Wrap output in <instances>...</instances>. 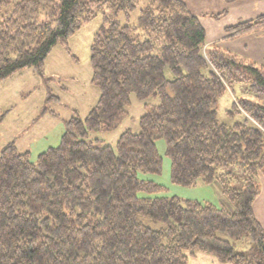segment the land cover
<instances>
[{
  "label": "trees",
  "instance_id": "1",
  "mask_svg": "<svg viewBox=\"0 0 264 264\" xmlns=\"http://www.w3.org/2000/svg\"><path fill=\"white\" fill-rule=\"evenodd\" d=\"M139 4L0 0V80L26 67L42 72L55 45H66L98 12L105 21L91 44L101 92L87 117L67 120L60 144L37 161L14 142L0 151V264H189L197 252L264 264V228L253 207L264 177V65L220 42L208 46L201 18L183 0H146L137 23L122 24L120 13L129 21ZM228 11L209 16L220 20ZM224 31L227 41L260 33L264 13ZM240 82L256 99L236 98L230 113L245 120L222 123L218 101ZM132 93L160 103L146 105L140 132L99 146L91 132L115 129ZM159 139L174 183L217 181L226 199L141 196L164 189L139 176L161 172ZM232 239L248 240L249 249L239 251Z\"/></svg>",
  "mask_w": 264,
  "mask_h": 264
},
{
  "label": "rangeland",
  "instance_id": "2",
  "mask_svg": "<svg viewBox=\"0 0 264 264\" xmlns=\"http://www.w3.org/2000/svg\"><path fill=\"white\" fill-rule=\"evenodd\" d=\"M145 3L146 0H140L138 7L130 14L129 21L124 13H120L118 16L120 22L136 24ZM250 6V1H247L236 11L241 16L236 13L227 14L224 16L225 20L234 24L241 19L254 18L255 13L264 10V7L259 10L249 9ZM222 11L210 9L206 12L208 16H205L204 26L209 30V37L213 38V42L207 40L208 46L214 42L221 44L222 41H227L222 40L225 32L218 39L217 22L209 16ZM104 24L103 14L98 12L95 18L85 23L69 38L66 45L57 44L52 48L45 59L42 72L34 67H26L0 80V151L7 144L14 142L19 151H30L31 160L37 161L43 151L60 144L67 120L75 115L83 119L87 117L100 98V88L93 83L91 44L94 35ZM166 74L169 78L173 76L168 67ZM237 97L256 99L246 82L238 83L234 92L227 90L217 104L220 122L232 125L245 120L246 115L243 112L230 113ZM130 98L127 105L128 115L115 129H97L91 132L90 138L99 146L115 147L125 131L140 132V117L146 113V105L160 103L157 97L141 99L135 93H132ZM157 149L163 158L161 172H140L139 176L163 185L164 189L154 194L142 192L141 196H178L186 200L208 201L216 205L226 199L217 181L212 184L198 181L196 185L174 183L171 179V159L166 154L165 139L157 140ZM221 236L230 239L225 233ZM232 242L239 251L249 249L248 240L232 239ZM193 262L191 260L190 264H200Z\"/></svg>",
  "mask_w": 264,
  "mask_h": 264
},
{
  "label": "crops",
  "instance_id": "3",
  "mask_svg": "<svg viewBox=\"0 0 264 264\" xmlns=\"http://www.w3.org/2000/svg\"><path fill=\"white\" fill-rule=\"evenodd\" d=\"M189 7V9L197 14L203 24L205 25V15L208 10H216V9H228L229 15L232 13H236L237 15L241 16V14L237 13V9H241L247 1H250L249 9H263L264 7V0H237L232 3H228L226 0H183ZM213 4V5H212ZM249 5V4H248ZM247 5V6H248ZM264 13V10H259L256 15L253 17L258 16L259 14ZM218 26V39H220L224 35V28L230 24V22L225 20V17L221 20H215ZM206 26V25H205ZM208 30V29H207ZM208 33V41L213 42V38L209 37V30ZM215 40V39H214ZM221 45L231 48L232 50L242 53L247 57L261 63L264 65V31L260 33L246 35L234 40L222 41ZM238 98V97H237ZM236 100V99H235ZM254 212L256 217L260 221L261 225L264 228V177L261 178V188L260 193L256 200L254 201ZM193 260V263L200 264H230V263H221L219 262L213 255L203 252H197L196 254L190 256L189 264Z\"/></svg>",
  "mask_w": 264,
  "mask_h": 264
}]
</instances>
